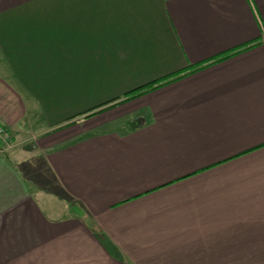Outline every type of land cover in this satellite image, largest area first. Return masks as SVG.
I'll return each mask as SVG.
<instances>
[{
	"label": "crops",
	"instance_id": "crops-1",
	"mask_svg": "<svg viewBox=\"0 0 264 264\" xmlns=\"http://www.w3.org/2000/svg\"><path fill=\"white\" fill-rule=\"evenodd\" d=\"M0 126V264H264V0H0Z\"/></svg>",
	"mask_w": 264,
	"mask_h": 264
},
{
	"label": "built area",
	"instance_id": "built-area-1",
	"mask_svg": "<svg viewBox=\"0 0 264 264\" xmlns=\"http://www.w3.org/2000/svg\"><path fill=\"white\" fill-rule=\"evenodd\" d=\"M6 140H10V133L3 126H0V141Z\"/></svg>",
	"mask_w": 264,
	"mask_h": 264
},
{
	"label": "trees",
	"instance_id": "trees-1",
	"mask_svg": "<svg viewBox=\"0 0 264 264\" xmlns=\"http://www.w3.org/2000/svg\"><path fill=\"white\" fill-rule=\"evenodd\" d=\"M239 51H237V52H232V53H228V54H225L224 56H222L221 58H219L217 61H223V60H226V59H229V58H231L233 55H235L236 53H238ZM145 91V90H144ZM140 94V93H143L142 92V90H139L138 92H136V93H133V94H131L130 96L131 97H133V96H135L136 94ZM138 94V95H139ZM1 143V142H0Z\"/></svg>",
	"mask_w": 264,
	"mask_h": 264
},
{
	"label": "rangeland",
	"instance_id": "rangeland-1",
	"mask_svg": "<svg viewBox=\"0 0 264 264\" xmlns=\"http://www.w3.org/2000/svg\"><path fill=\"white\" fill-rule=\"evenodd\" d=\"M1 142V141H0ZM3 145H4V147H3V149L5 148V149H8V150H11V148H12V145H13V142H12V136L10 135V140H6V141H3V142H1ZM0 143V144H1ZM2 147V146H1Z\"/></svg>",
	"mask_w": 264,
	"mask_h": 264
}]
</instances>
